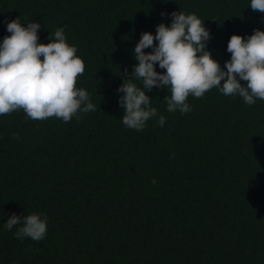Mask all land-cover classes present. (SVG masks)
Wrapping results in <instances>:
<instances>
[{
  "label": "trees",
  "instance_id": "16d2710c",
  "mask_svg": "<svg viewBox=\"0 0 264 264\" xmlns=\"http://www.w3.org/2000/svg\"><path fill=\"white\" fill-rule=\"evenodd\" d=\"M250 3L0 0V44L18 17L41 25L39 43L63 27L85 62L77 87L96 106L79 122L0 115V264H264V100L249 106L213 87L190 95L182 115L167 111L170 90L154 87L158 115L138 132L123 125L118 92L128 79L143 87L128 76L135 47L174 11L204 21L206 50L227 71L231 36L264 31ZM34 212L48 218L43 240L4 227Z\"/></svg>",
  "mask_w": 264,
  "mask_h": 264
},
{
  "label": "clouds",
  "instance_id": "9594fccd",
  "mask_svg": "<svg viewBox=\"0 0 264 264\" xmlns=\"http://www.w3.org/2000/svg\"><path fill=\"white\" fill-rule=\"evenodd\" d=\"M250 7L264 13V0H251ZM171 17L170 26L161 23L155 35L142 33L135 47L138 64L128 76L142 81L143 87L128 79L118 89L122 94L119 104L125 110V127L142 131L146 122L158 115L146 94L154 87L170 90L164 100L167 111H179L182 115L191 111L186 102L190 95L201 98L213 87L225 96L239 95L249 106L257 99L264 100V31L255 29L246 39L231 36L227 46L231 59L225 63V71L206 50L210 31L204 21L196 13L183 11L172 12ZM40 28L34 21L25 27L20 17L7 24L11 35L0 44V115L23 110L32 120L56 117L67 123L75 116L79 122L81 113L96 109L89 93L77 87L78 77L85 72V62L77 55L78 46L68 42L63 27L57 28L54 35L51 33V42L47 44L38 42ZM147 48L152 51L146 53ZM157 63L166 71L158 72ZM241 81L247 82L246 86ZM157 123L163 127L166 117L160 115ZM12 138L17 139L18 133H13ZM152 183H157L155 178ZM47 223L45 213L34 212L23 218L13 213L4 227L11 231L20 225L16 227V238L38 242L47 235Z\"/></svg>",
  "mask_w": 264,
  "mask_h": 264
}]
</instances>
